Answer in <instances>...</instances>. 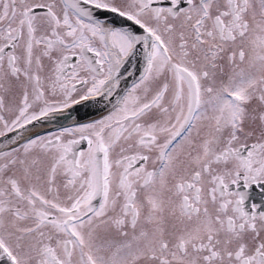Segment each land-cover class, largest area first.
<instances>
[{
    "label": "snow or ice",
    "instance_id": "obj_1",
    "mask_svg": "<svg viewBox=\"0 0 264 264\" xmlns=\"http://www.w3.org/2000/svg\"><path fill=\"white\" fill-rule=\"evenodd\" d=\"M9 133L0 264H264V0H0Z\"/></svg>",
    "mask_w": 264,
    "mask_h": 264
},
{
    "label": "bare ground",
    "instance_id": "obj_2",
    "mask_svg": "<svg viewBox=\"0 0 264 264\" xmlns=\"http://www.w3.org/2000/svg\"><path fill=\"white\" fill-rule=\"evenodd\" d=\"M109 16H111V14H108ZM117 20H119L120 18H116ZM130 23V22H129ZM138 57V61L141 63L142 67L139 70L140 67H136V65H131L129 63V59L125 62L124 66L121 69L122 72V76H121V84H120V88L118 89V93L121 95L123 94V92L127 89L128 85H130V83L137 79L139 77V74L143 68V52L142 49L140 47L137 48L136 53L130 57ZM115 99H101V98H96L93 100H89L86 102H83L80 105H74L72 108L69 109H65L63 114L60 116H57V118L54 120L53 117H49L44 119L46 124H49L50 122L55 124V122L58 121H62L63 119L67 118V115H70L71 118H78V119H91L92 117H94V115H96L97 113H100L104 110H106L107 108H109L110 106L112 107V105L114 104ZM256 190L253 188L251 190L250 195L251 196H261L263 193L260 192H255Z\"/></svg>",
    "mask_w": 264,
    "mask_h": 264
},
{
    "label": "flooded vegetation",
    "instance_id": "obj_3",
    "mask_svg": "<svg viewBox=\"0 0 264 264\" xmlns=\"http://www.w3.org/2000/svg\"><path fill=\"white\" fill-rule=\"evenodd\" d=\"M133 61H134V66L136 65V67H142L141 63L138 61V57H133ZM138 79V78H137ZM135 79V80H137ZM133 80L131 82V84L135 81ZM131 84L129 86H131ZM129 88V87H127ZM122 95V94H121ZM115 103V102H114ZM111 109V106L109 108H107L106 110L100 112V113H97L96 115H94V117H92L91 119H78V118H71L70 115H67V118L63 119L62 121H58V122H55V124H52L53 121L57 118V116H60L63 114L64 110L62 112H57V113H52L49 115V117H53L54 120L52 122H50L49 124H46L44 120L40 121V122H37L34 126H30L31 127V131L32 132H39L40 134H47L49 132H55V131H58L60 128L62 127H69V126H73L74 124L76 123H83V122H87V121H90V120H93V119H96V118H99L100 116L104 115L107 113L108 110ZM65 113V112H64ZM97 116V117H96ZM48 117V118H49ZM76 119V121H75ZM43 126V128H39L37 126ZM15 133H9L8 136L5 137V141L3 143H1V147L0 149H4L8 143V139L9 137L11 136H14ZM1 138V137H0ZM1 140V139H0ZM254 189L256 190L255 192L253 193H256V192H260L261 190L258 188V187H254ZM262 193V192H261ZM264 195V193L262 194ZM261 195V196H262ZM261 196H251V200L253 201H256V202H259L261 200Z\"/></svg>",
    "mask_w": 264,
    "mask_h": 264
},
{
    "label": "rangeland",
    "instance_id": "obj_4",
    "mask_svg": "<svg viewBox=\"0 0 264 264\" xmlns=\"http://www.w3.org/2000/svg\"><path fill=\"white\" fill-rule=\"evenodd\" d=\"M129 63L131 64V65H133L134 64V61H133V58H129ZM140 69H141V67L139 68V70L138 71H140ZM131 84V83H130ZM128 87H130L129 85H128ZM97 117V116H96ZM75 121H76V119H75ZM37 127H39V128H43V126H41V125H39V126H37ZM1 140H0V142L1 143H3L6 139H5V137H1L0 138ZM1 143H0V145H1ZM1 147V146H0ZM3 149V148H2Z\"/></svg>",
    "mask_w": 264,
    "mask_h": 264
}]
</instances>
